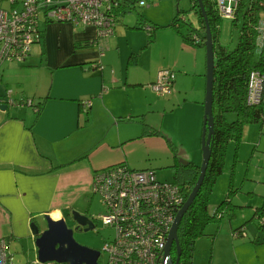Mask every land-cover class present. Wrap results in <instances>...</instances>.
<instances>
[{
    "label": "crops",
    "instance_id": "1",
    "mask_svg": "<svg viewBox=\"0 0 264 264\" xmlns=\"http://www.w3.org/2000/svg\"><path fill=\"white\" fill-rule=\"evenodd\" d=\"M169 32L163 39V31L157 30L149 42L147 29L120 22L114 36L97 43L94 27L42 23L41 37L29 57L2 66L0 105L7 108L0 109V239L9 247L26 242L37 254L31 225L43 232L47 216L65 220L72 198L92 186L95 172L118 164L150 169L131 157L132 144L200 163L206 51L186 44L174 30ZM189 65L193 76L204 78L203 94L192 98L184 75L177 80V73L172 95L158 96L150 89L160 70L183 73ZM28 100L34 105H26ZM87 100L91 104L84 109L81 105ZM189 102L194 105L188 142L170 136L164 120L156 126L150 119L159 108L170 107L168 112L176 115ZM260 177L264 183V174ZM259 211L252 212L260 215ZM237 263L245 264L240 259Z\"/></svg>",
    "mask_w": 264,
    "mask_h": 264
},
{
    "label": "built area",
    "instance_id": "2",
    "mask_svg": "<svg viewBox=\"0 0 264 264\" xmlns=\"http://www.w3.org/2000/svg\"><path fill=\"white\" fill-rule=\"evenodd\" d=\"M124 1L0 0V69L9 62L23 63L29 57L33 44L41 37L42 23L94 27L97 43L109 39L120 23ZM239 1L217 0L220 18L231 20ZM140 6H146L143 0ZM97 66L95 63L93 68ZM175 80L173 69H162L150 89L158 96H170ZM246 101L250 106L264 104V72L250 73ZM90 104L87 100L81 106L87 109ZM26 105L33 106L34 101L28 100ZM92 189L105 208L99 218L114 231L102 248L106 264H167L165 247L177 213L185 203L183 189L159 179L152 169L136 170L126 164L95 172ZM0 264H15L4 238L0 239Z\"/></svg>",
    "mask_w": 264,
    "mask_h": 264
},
{
    "label": "rangeland",
    "instance_id": "3",
    "mask_svg": "<svg viewBox=\"0 0 264 264\" xmlns=\"http://www.w3.org/2000/svg\"><path fill=\"white\" fill-rule=\"evenodd\" d=\"M143 1L146 4L145 7L140 6V0H125L122 3L125 7L119 12L120 22L129 26L142 27V30H145L147 26L151 28L166 26L172 22L179 10L180 17L186 20L184 23L186 25L180 28L182 33L186 34L189 32V23L195 28L199 27L197 9L193 7L191 0ZM260 27L262 35L258 39L259 47L257 51L262 49L264 13L261 14ZM171 30L173 28H158V31H163V34H161L163 36L159 37L168 39L167 35ZM220 39L222 42L231 40L230 22L228 20L221 23ZM235 42L236 35L233 34L232 45ZM185 70L186 72L184 71L183 73L176 70L177 80L179 76L184 75L185 89L190 90L192 98L203 94L205 87L204 78L193 76L195 72L190 65ZM203 70L205 71V69ZM193 105L189 102L187 106L177 110L176 115L173 112H168L170 107L167 111L159 108V113H152L150 119L156 126H160L164 120V125L170 132L166 133L170 134V136L172 134L177 140L188 142L192 133L190 118L191 107ZM164 116L166 117L164 118ZM201 136L202 134L200 135V144ZM167 140L171 142L169 136ZM148 148L139 143L132 144L130 150L131 157L144 161V164H146L144 166H148L150 169L156 171L159 179L169 182L173 181L174 173L171 168V158L174 153L172 154L164 149L150 151ZM200 148L199 164L201 166L202 145H200ZM176 151L177 153L181 152L178 148ZM130 167L135 169L142 168L134 165ZM263 174L264 121L247 124L244 127L242 139L238 147L234 142L229 143L224 170L217 179L210 194L208 211L211 215L216 212L221 199H223L222 196L229 191V185L232 184L235 188L232 204L237 215L232 221H229L228 217L225 216L221 222V228L218 222H212L206 226L205 235L194 242L192 264H238L237 259H240L245 264H249L250 262L252 264H255V262L264 264V227L261 225L264 221V183H260L261 181L263 182V179H260V176ZM256 189L257 191H254ZM251 191L255 192V195H251ZM70 204H73V208L70 210L69 215L68 213L65 214L66 218L64 219L68 228L74 231V240L82 246L100 251L101 255L98 261L100 264H106L107 256L102 252V248L104 243L113 237L114 231L110 227H105L99 218L100 215L105 213V208L99 196L93 193L92 186H90L85 193L76 195L74 199L72 198ZM253 208H258L260 215L253 214ZM72 211L82 215L87 214L95 222V229L87 232L78 229L73 220ZM240 228H245L246 234L234 239L232 236L233 231ZM9 248L13 254V262L15 264H44L38 262L36 250L32 252L26 242L24 244L14 242L10 244Z\"/></svg>",
    "mask_w": 264,
    "mask_h": 264
},
{
    "label": "trees",
    "instance_id": "4",
    "mask_svg": "<svg viewBox=\"0 0 264 264\" xmlns=\"http://www.w3.org/2000/svg\"><path fill=\"white\" fill-rule=\"evenodd\" d=\"M193 7L197 9L199 27L195 28L191 23L188 33H182L181 29L186 20L180 17L178 10L172 22L166 26L149 27V42L153 41L158 28L170 27L180 34L186 44L194 47L205 48L206 26L201 13L198 0H191ZM207 15L212 39L214 43V89H213V119L214 133L211 138V158L206 175L193 204L185 213L178 230L181 247L180 264H192L194 242L205 235V228L212 222H221L225 216L229 221L235 218V210L232 204L234 186L229 185V191L221 200L216 212L211 215L208 211V201L212 189L223 173L225 157L230 142L237 147L241 142L244 127L247 124L264 121V104L250 106L247 104V85L250 73L254 70L264 72V34L262 49L257 51L258 39L262 35L260 21L264 13V0H240L230 22V39L222 42V20L217 13V0H201ZM181 21V22H180ZM183 22V23H182ZM182 23V24H181ZM142 29V27H135ZM264 31V28H263ZM236 35V42L232 45V36ZM234 42V41H233ZM39 105V104H38ZM39 105V109H40ZM204 126V120H203ZM153 135L160 132L153 131ZM174 177L173 183L178 184L184 191L185 202L192 192L200 175V165L192 161H181L177 155L173 156L171 166ZM245 233V228L236 229L232 236L238 234V238ZM177 253H173V260Z\"/></svg>",
    "mask_w": 264,
    "mask_h": 264
},
{
    "label": "water",
    "instance_id": "5",
    "mask_svg": "<svg viewBox=\"0 0 264 264\" xmlns=\"http://www.w3.org/2000/svg\"><path fill=\"white\" fill-rule=\"evenodd\" d=\"M201 13L206 26V95L204 100V126L202 128V164L200 166L199 178L190 193L187 201L178 211L175 222L171 228L168 241L165 247L167 264H180L181 247L179 244L178 230L185 213L191 207L199 190L202 187L206 171L211 158V138L214 133L213 119V89H214V66L215 54L214 43L207 15L201 0H198ZM6 106L0 105V109H6ZM77 228H84L85 232L95 229L92 220L87 216L77 212L72 213ZM47 229L43 232L33 223L31 231L35 238L37 248V258L39 263H56V264H99L100 251L82 246L74 240V231L69 229L65 220L55 221L49 216L46 217ZM177 246V258L175 262L170 258L171 248Z\"/></svg>",
    "mask_w": 264,
    "mask_h": 264
},
{
    "label": "flooded vegetation",
    "instance_id": "6",
    "mask_svg": "<svg viewBox=\"0 0 264 264\" xmlns=\"http://www.w3.org/2000/svg\"><path fill=\"white\" fill-rule=\"evenodd\" d=\"M85 216H87L88 218H89V216L87 215V214H85ZM89 219H91V218H89ZM92 220V219H91ZM92 222H93V224L95 225V222L92 220ZM76 224V223H75ZM78 229H84V228H78ZM179 244H180V242H179ZM174 252H176L177 253V246L175 245V244H173V246H172V248H171V251H170V258L171 259H173V253ZM180 258H181V256H180ZM174 261V260H173ZM175 262V261H174Z\"/></svg>",
    "mask_w": 264,
    "mask_h": 264
}]
</instances>
